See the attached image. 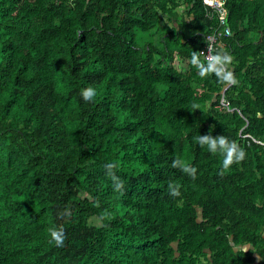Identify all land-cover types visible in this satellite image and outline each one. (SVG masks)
Returning a JSON list of instances; mask_svg holds the SVG:
<instances>
[{
  "label": "trees",
  "instance_id": "1",
  "mask_svg": "<svg viewBox=\"0 0 264 264\" xmlns=\"http://www.w3.org/2000/svg\"><path fill=\"white\" fill-rule=\"evenodd\" d=\"M223 6L0 0V264H264V0ZM218 31L234 85L190 62Z\"/></svg>",
  "mask_w": 264,
  "mask_h": 264
},
{
  "label": "clouds",
  "instance_id": "2",
  "mask_svg": "<svg viewBox=\"0 0 264 264\" xmlns=\"http://www.w3.org/2000/svg\"><path fill=\"white\" fill-rule=\"evenodd\" d=\"M203 57V59H202ZM191 64L195 67L200 76L204 77L209 73L215 75L224 83L234 85L237 83L233 73L229 70V66L233 62V57L226 52L218 53L205 57L201 51H193L191 55ZM96 91L91 86L81 91V96L85 101H92L96 96ZM211 129L208 135H199L195 138L200 147H206L210 153H220L224 156L223 168L227 169L234 163L238 164L246 158L245 150L240 147L236 142L229 140L226 136L211 135ZM105 169L111 180L113 181V189L116 192H123L124 182L116 176L114 169L118 164L106 163ZM173 167H178L182 172L189 175L193 180L196 179V167L187 164L184 160L177 158L173 161ZM169 194L173 197L180 195V185L169 182ZM51 242L57 246H63L66 239L64 229L62 227H53L49 229Z\"/></svg>",
  "mask_w": 264,
  "mask_h": 264
},
{
  "label": "built area",
  "instance_id": "3",
  "mask_svg": "<svg viewBox=\"0 0 264 264\" xmlns=\"http://www.w3.org/2000/svg\"><path fill=\"white\" fill-rule=\"evenodd\" d=\"M205 6L215 12L218 16L219 25L223 27L224 33L228 34V28L224 26L226 18V9L223 6V0H203ZM221 32H216V34H211L206 36L205 46L200 50L205 54V57L210 55H215L213 50V44L216 39L219 37Z\"/></svg>",
  "mask_w": 264,
  "mask_h": 264
}]
</instances>
